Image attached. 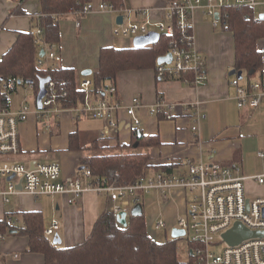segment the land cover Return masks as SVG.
Returning <instances> with one entry per match:
<instances>
[{
  "label": "crops",
  "instance_id": "obj_1",
  "mask_svg": "<svg viewBox=\"0 0 264 264\" xmlns=\"http://www.w3.org/2000/svg\"><path fill=\"white\" fill-rule=\"evenodd\" d=\"M100 1L102 0H90L95 5ZM166 2L123 0L125 9L148 10L150 20L154 22L165 19ZM19 9L21 13H15ZM40 12L39 0H24L22 3L17 0H0V58L14 44L18 33L33 30V23ZM118 16L119 14L110 12L89 14L79 19L71 15L60 16V41L53 46L54 51L60 55V61L54 63L44 60L42 67L72 68L77 85L89 78L97 70L101 48H133L126 41L130 37L112 36ZM143 17L145 16L139 15L136 20L141 21ZM76 20L79 26L75 25ZM191 21L194 49L205 62V85L194 87L178 79H162L157 76V70L152 68L124 71L117 74L114 85L116 95L111 101L129 106L131 100L137 97L143 104L144 108L137 111L141 122L138 129L144 135L157 137L160 141L158 146L146 150L151 156L150 165L159 168L150 173H184L186 163L190 160L194 163L237 164L245 177L263 175L264 114L262 105L255 110L238 109L236 106L235 90L230 84L233 76H229L234 65L233 35L221 27L214 28L211 19L201 8L195 9ZM131 39L133 41L134 38ZM256 46L262 57L264 73V38L258 40ZM84 70H90L91 74L83 76ZM243 78L242 74V81ZM256 81L260 80L255 79L251 84ZM36 94H33L32 105L25 102L31 112L19 127L21 153L17 160L31 165L56 163L61 167L63 178L73 177L82 167V157L95 156L88 155L91 151L89 146L93 141H98L100 146L99 132L104 122L92 120L86 115L75 117L70 110H61L57 119L51 121V129L47 130L44 128V121L39 122L34 113L37 108ZM159 100L175 105L174 110L163 114L166 118L150 115L145 109ZM20 104L14 106L10 99L13 110ZM194 104H199L205 114V118L199 122L196 135L190 131V127L195 124L193 113L196 110L191 107ZM185 105L189 106L188 109H185ZM116 122L117 126L110 131L109 138L101 141H107L104 144L106 148L128 151L133 125L123 111L117 113ZM72 133L79 136V148L74 150L69 149V136ZM259 154L263 157H259ZM165 167H173L172 172L167 173L163 170ZM245 191L249 197H260L264 195V185L247 179ZM110 206L106 195L94 192L84 194L74 204H69L68 198L61 195L36 199L20 195L11 197L7 204L0 197V220L8 212H39L43 218L44 230L49 228L53 220L59 222L56 236L61 243L56 246L70 248L82 243L90 235L99 215ZM48 238L51 241L52 238ZM27 246L28 239L25 236L5 237L0 241V264H45L44 255L27 252ZM14 254L17 255L16 259L12 258Z\"/></svg>",
  "mask_w": 264,
  "mask_h": 264
},
{
  "label": "built area",
  "instance_id": "obj_2",
  "mask_svg": "<svg viewBox=\"0 0 264 264\" xmlns=\"http://www.w3.org/2000/svg\"><path fill=\"white\" fill-rule=\"evenodd\" d=\"M226 7H245L255 11V20L262 15L264 21V0H171L166 2L165 19L151 21L148 10L120 9L114 10L110 4L100 1L98 4L91 2L85 4L68 15L79 19L82 16L110 12L123 17L121 24L112 30L113 38L147 35L149 32L164 34L170 37L167 54L171 55L169 65H159L157 76L162 77L164 71L168 74L194 71V79L186 84L194 87L205 85V62L195 51L192 34V13L201 8L207 15L214 28H224L225 22L220 21V12ZM259 9V11H258ZM143 15L141 21L136 17ZM77 21V20H76ZM260 21V20H259ZM79 26L78 21L75 24ZM35 37L41 35L40 29L33 32ZM179 39H182L180 41ZM184 42V44L182 43ZM41 46V45H40ZM39 46V47H40ZM44 55L37 61L42 67L43 61L58 63L60 55L54 51L53 45L43 46ZM263 81H256L246 87L236 76L230 84L235 90L234 100L238 109L255 110L262 105L264 114V73ZM28 87L33 91L32 84L19 77H0V197L7 204L11 197L27 195L33 198L61 195L68 198L69 204H74L84 194L94 192L107 196L111 203L109 211L116 218L120 213L130 217L131 209L140 204L144 196L150 192H157L167 200L173 189H182L191 194L187 202V218H180L176 229L183 230L184 236L177 238V245L182 244L183 254L187 264H264V237L252 238L240 242L236 246H228L222 240V235L233 227L235 223L242 224L252 232L264 233V195L249 197L245 191V181L251 179L258 185H264V174L245 177L237 164L223 165L218 162H197L190 160L186 163V170L180 174H166L155 172L141 176L135 182L124 185L107 184L99 178L93 177L88 166H82L73 177L63 178L61 167L56 163H22L17 160L21 153L19 127L24 123L30 112V107L22 102L16 110L10 106V99L19 87ZM46 94L41 101V108H36L34 113L39 122L44 121V128L52 127L51 121L57 119L60 109L56 105V95L53 84L45 86ZM77 90L84 93V99L76 107L70 109L75 117L86 115L92 120L104 122L99 132V139L109 138L110 131L116 128V115L123 111L129 118L133 128L140 127L137 111L144 108L141 101L134 97L129 106H122L114 100L116 88L108 85L104 89V98H94L91 93V81L85 78L77 85ZM175 105L165 104L159 100L155 105L146 108L150 115L158 116L159 113H168L174 110ZM188 109V105H185ZM196 111L193 116L195 124L190 131L196 135L199 122L205 118L199 104L191 105ZM167 116V115H166ZM259 157H263L259 154ZM13 226V220H8ZM59 222L53 220L44 231L47 237H57ZM156 230L165 229V223L159 221ZM6 234H0V241ZM192 244V246H190ZM220 248V253H215ZM177 254L179 250L177 246ZM13 259L17 255H12Z\"/></svg>",
  "mask_w": 264,
  "mask_h": 264
},
{
  "label": "trees",
  "instance_id": "obj_3",
  "mask_svg": "<svg viewBox=\"0 0 264 264\" xmlns=\"http://www.w3.org/2000/svg\"><path fill=\"white\" fill-rule=\"evenodd\" d=\"M17 1L22 3L24 0ZM102 1L110 4L114 10L124 8L123 0ZM89 2L90 0H39L41 12L33 23V30L40 29L41 35L35 37L33 30L18 33L14 44L0 58V77H19L30 82L34 95L38 91L39 80L49 78L56 95V105L62 110L73 109L82 102L84 93L77 90L72 68L38 67L37 61L43 46L59 43V17L79 10ZM15 13H21L20 9ZM255 17V11L245 7H226L220 12V21L226 24L222 29L232 33L234 39L232 69L243 74L242 83L246 87H250L255 79L263 81L262 57L256 45L258 40L264 38V21L255 20ZM169 41L170 37L161 34L154 46L143 49L101 48L97 70L88 78L94 98H104V89L108 85H115L117 74L121 72L149 68L157 70L156 61L169 52ZM195 73L186 71L168 74L164 71L161 78L191 83ZM158 117L166 118L163 113H159ZM78 141V134L72 133L69 136V149H78ZM159 144L157 137L146 136L140 129L133 128L127 145L128 151L84 156L80 160V166H88L93 177L107 184H130L151 170L159 169L150 165L151 156L146 151ZM89 148L98 149V141H93ZM172 169L173 167L163 168L167 173L172 172ZM9 219L13 220V226L9 225ZM44 231L43 218L39 212H8L0 220V234L27 237V252L43 254L45 264H180L176 250L178 240L156 242L151 239L146 231L143 214L129 217L127 226L122 227L113 214L106 210L99 215L90 235L82 243L70 248L53 245Z\"/></svg>",
  "mask_w": 264,
  "mask_h": 264
},
{
  "label": "rangeland",
  "instance_id": "obj_4",
  "mask_svg": "<svg viewBox=\"0 0 264 264\" xmlns=\"http://www.w3.org/2000/svg\"><path fill=\"white\" fill-rule=\"evenodd\" d=\"M259 11V9H258ZM124 38V37H123ZM132 39L128 38V46L132 44ZM33 92L28 87H19L15 94L11 96L14 106L22 102H26L29 105L33 103ZM107 141L99 140V148L91 150L88 152V155H107L111 153H118L120 151H115L110 148H106L104 144ZM148 195V194H147ZM190 193L182 189H173L170 192V196H167V200L157 192H150V194L143 198V201L140 203L143 210V215L145 218L146 231L148 236L156 242H161L163 240L171 239L170 232L173 228L177 227L178 220L180 218H187V201L190 198ZM162 221L165 223V229L156 230L155 225L157 222ZM51 241L53 237H51ZM179 257L178 261L180 264H187L185 255L183 254V245L179 244ZM215 253H220L221 249H214Z\"/></svg>",
  "mask_w": 264,
  "mask_h": 264
},
{
  "label": "water",
  "instance_id": "obj_5",
  "mask_svg": "<svg viewBox=\"0 0 264 264\" xmlns=\"http://www.w3.org/2000/svg\"><path fill=\"white\" fill-rule=\"evenodd\" d=\"M262 19H263V16L260 15L259 20L261 21ZM122 21H123V17L118 16L116 18L115 23H116V25H119L122 23ZM158 40H159V34L158 33L149 32L147 35L135 37L132 41V47L134 49H143V48L155 45L158 42ZM39 55H40V57H42L44 55V51L41 50ZM170 63H171V55L170 54H167L164 57H160L157 59V65L170 64ZM90 74H91L90 70H84L82 72L83 76H89ZM250 74H251V72H250ZM229 76H236L239 80L242 79V73L239 71H235V70L230 71ZM49 82H50L49 78H42L39 80L38 91H37L36 99H35L36 107L38 109L41 108V101L46 94L45 86ZM80 169H81V167H80ZM141 215H142V206L140 204L134 206L130 211V216H132V217H137V216H141ZM115 220L120 226H122V227L127 226V215H126V213H120L115 218ZM184 234H185V232L183 230H178L176 228H173L170 232L171 239L181 238L184 236ZM262 237H264V233L252 232V231L248 230L247 228H245L242 224L235 223L231 229H229L226 233H224L222 235V240L228 246H236L244 240H248V239H252V238H262ZM60 243H61V241L57 237H55L52 240L53 245H59Z\"/></svg>",
  "mask_w": 264,
  "mask_h": 264
}]
</instances>
